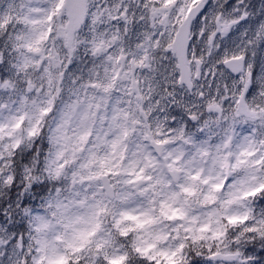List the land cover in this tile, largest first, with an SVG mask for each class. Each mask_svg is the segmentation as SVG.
<instances>
[{
    "label": "clouds",
    "instance_id": "9594fccd",
    "mask_svg": "<svg viewBox=\"0 0 264 264\" xmlns=\"http://www.w3.org/2000/svg\"><path fill=\"white\" fill-rule=\"evenodd\" d=\"M0 264H264V0H0Z\"/></svg>",
    "mask_w": 264,
    "mask_h": 264
}]
</instances>
